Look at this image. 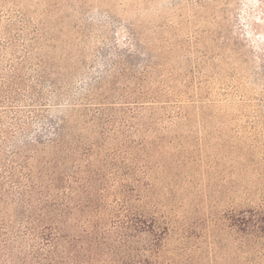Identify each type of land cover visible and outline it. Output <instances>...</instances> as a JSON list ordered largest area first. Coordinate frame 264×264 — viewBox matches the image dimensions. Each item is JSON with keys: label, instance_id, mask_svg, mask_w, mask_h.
I'll return each mask as SVG.
<instances>
[{"label": "trees", "instance_id": "1", "mask_svg": "<svg viewBox=\"0 0 264 264\" xmlns=\"http://www.w3.org/2000/svg\"><path fill=\"white\" fill-rule=\"evenodd\" d=\"M85 1L0 0V264H264V52L220 6L94 75Z\"/></svg>", "mask_w": 264, "mask_h": 264}, {"label": "rangeland", "instance_id": "2", "mask_svg": "<svg viewBox=\"0 0 264 264\" xmlns=\"http://www.w3.org/2000/svg\"><path fill=\"white\" fill-rule=\"evenodd\" d=\"M84 6L83 18L93 30L86 52L97 54L91 69L94 75L108 68L104 57L129 53L136 64L140 52L146 57L182 52L178 34L189 29L195 36L208 24L223 23L220 6H227L233 42L240 52H264V0H86ZM186 15L192 17L188 24L183 21ZM77 35L83 37L81 31ZM68 50L67 46L63 52Z\"/></svg>", "mask_w": 264, "mask_h": 264}]
</instances>
